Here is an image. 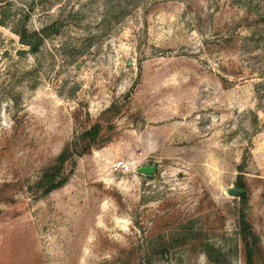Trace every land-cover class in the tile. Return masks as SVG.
<instances>
[{
	"label": "rangeland",
	"instance_id": "1",
	"mask_svg": "<svg viewBox=\"0 0 264 264\" xmlns=\"http://www.w3.org/2000/svg\"><path fill=\"white\" fill-rule=\"evenodd\" d=\"M242 216L264 264V0H0V264H247Z\"/></svg>",
	"mask_w": 264,
	"mask_h": 264
},
{
	"label": "trees",
	"instance_id": "2",
	"mask_svg": "<svg viewBox=\"0 0 264 264\" xmlns=\"http://www.w3.org/2000/svg\"><path fill=\"white\" fill-rule=\"evenodd\" d=\"M23 44L29 46L32 52L38 50L42 40L37 39L34 43L26 41L24 35H20ZM107 138L102 134V126L99 124L94 125L88 131L84 132L72 143H68L56 158L51 166L46 168L35 186V194L40 197H46L51 192L62 188L69 180V175L65 172V166L67 163H75L76 159L81 157L84 153L91 148H100L105 144ZM239 189H244L245 186L242 181L237 183ZM246 191V190H245ZM239 198L243 204H247V193L240 195ZM240 231L245 246V259L247 264H256L259 260V247L256 237L251 231L249 223L245 217L242 216L240 220ZM207 257H210V253H206Z\"/></svg>",
	"mask_w": 264,
	"mask_h": 264
},
{
	"label": "water",
	"instance_id": "3",
	"mask_svg": "<svg viewBox=\"0 0 264 264\" xmlns=\"http://www.w3.org/2000/svg\"><path fill=\"white\" fill-rule=\"evenodd\" d=\"M155 170H156L155 167L147 165V166L139 169V172L141 174L153 175L155 173ZM245 193H246V191L244 189H239V188H231L227 191V194L229 196H232V197L240 196V195H243Z\"/></svg>",
	"mask_w": 264,
	"mask_h": 264
},
{
	"label": "built area",
	"instance_id": "4",
	"mask_svg": "<svg viewBox=\"0 0 264 264\" xmlns=\"http://www.w3.org/2000/svg\"><path fill=\"white\" fill-rule=\"evenodd\" d=\"M114 169L120 172H130L132 170V163L121 159L117 163H114Z\"/></svg>",
	"mask_w": 264,
	"mask_h": 264
}]
</instances>
